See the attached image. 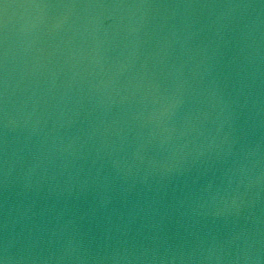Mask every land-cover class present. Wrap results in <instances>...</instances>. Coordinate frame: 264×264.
Returning <instances> with one entry per match:
<instances>
[{
	"label": "water",
	"instance_id": "obj_1",
	"mask_svg": "<svg viewBox=\"0 0 264 264\" xmlns=\"http://www.w3.org/2000/svg\"><path fill=\"white\" fill-rule=\"evenodd\" d=\"M5 264H264V0H0Z\"/></svg>",
	"mask_w": 264,
	"mask_h": 264
},
{
	"label": "snow or ice",
	"instance_id": "obj_2",
	"mask_svg": "<svg viewBox=\"0 0 264 264\" xmlns=\"http://www.w3.org/2000/svg\"><path fill=\"white\" fill-rule=\"evenodd\" d=\"M0 264H4V260L3 259H0Z\"/></svg>",
	"mask_w": 264,
	"mask_h": 264
},
{
	"label": "clouds",
	"instance_id": "obj_3",
	"mask_svg": "<svg viewBox=\"0 0 264 264\" xmlns=\"http://www.w3.org/2000/svg\"><path fill=\"white\" fill-rule=\"evenodd\" d=\"M4 264H5V260H4Z\"/></svg>",
	"mask_w": 264,
	"mask_h": 264
}]
</instances>
